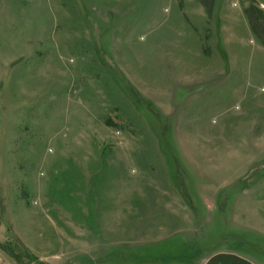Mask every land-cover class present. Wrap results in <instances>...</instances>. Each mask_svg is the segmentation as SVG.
Listing matches in <instances>:
<instances>
[{
	"label": "rangeland",
	"instance_id": "rangeland-1",
	"mask_svg": "<svg viewBox=\"0 0 264 264\" xmlns=\"http://www.w3.org/2000/svg\"><path fill=\"white\" fill-rule=\"evenodd\" d=\"M259 5L0 0V264H264Z\"/></svg>",
	"mask_w": 264,
	"mask_h": 264
},
{
	"label": "crops",
	"instance_id": "crops-1",
	"mask_svg": "<svg viewBox=\"0 0 264 264\" xmlns=\"http://www.w3.org/2000/svg\"><path fill=\"white\" fill-rule=\"evenodd\" d=\"M200 2L201 5H203V7L205 8V10L207 11V13L210 12V9H212V4H214V0H210L209 2L206 1V0H197ZM208 2V3H207ZM259 7L263 8L264 9V6L262 5H259ZM262 10V9H261ZM205 11V12H206ZM247 11V10H246ZM246 11H245V14H246ZM247 17V15H245ZM247 20H248V17H247ZM249 22V20H248Z\"/></svg>",
	"mask_w": 264,
	"mask_h": 264
},
{
	"label": "trees",
	"instance_id": "trees-1",
	"mask_svg": "<svg viewBox=\"0 0 264 264\" xmlns=\"http://www.w3.org/2000/svg\"><path fill=\"white\" fill-rule=\"evenodd\" d=\"M252 8H254V6H252ZM252 8H250V9H248L247 11H246V15H247V17H248V20H249V23L251 24V26H252V28L254 29V26H253V17H252V15H251V10H252ZM261 16H262V14H261ZM262 19H264V15H263V18ZM259 21V20H258ZM264 46V45H263ZM221 257H218V258H216V257H214V258H212V260H211V262H213V261H217V260H219ZM228 259H230V258H228ZM234 260H235V258H234ZM218 262V261H217Z\"/></svg>",
	"mask_w": 264,
	"mask_h": 264
}]
</instances>
